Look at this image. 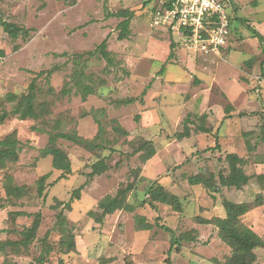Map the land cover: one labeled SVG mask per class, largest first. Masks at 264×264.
<instances>
[{
	"label": "rangeland",
	"instance_id": "1",
	"mask_svg": "<svg viewBox=\"0 0 264 264\" xmlns=\"http://www.w3.org/2000/svg\"><path fill=\"white\" fill-rule=\"evenodd\" d=\"M166 1L108 0L110 12L134 11L129 39L119 40L124 18L107 17L105 0H0V20L28 30L13 38L0 26V99L26 93L36 80L37 102L48 103L51 113L43 120L9 117L0 124V139L15 132L22 143L18 162L0 170V198L6 204L0 209V242L22 241L29 227L36 232L28 248L0 249V264H39L45 245L52 250L43 264H126V256L134 264H224L231 247L217 227L200 220L225 216L228 202L256 203L242 221L264 239V179L256 177L264 174V0L226 1L233 15L230 35L210 63L169 27L155 23ZM106 38L112 65L97 51ZM227 56L236 69L227 65ZM228 76L236 82H225ZM85 85L93 93L83 99ZM130 98L135 100L123 103ZM228 104L231 116L225 120ZM201 124L210 132L199 130ZM59 130H76L87 139L98 134L106 148L88 150L58 140L73 172L57 180L60 171L41 151L50 133ZM143 139L158 148L146 162L133 154ZM229 152L243 158L242 167L251 176L248 184L217 193L188 183L189 176L201 172L217 178L220 171L227 174ZM102 157L108 169L89 178L92 164ZM46 173L50 177L40 195L38 179ZM7 175L26 187L23 198H8ZM151 180L164 186L163 202H150ZM82 185L71 210L56 208L57 199L66 203ZM106 195L129 203L133 211L118 210L96 221L90 211L100 214L98 203ZM60 211L68 219L66 232L75 237V250L64 243ZM135 215L144 216L152 228L138 230ZM189 232L195 241L180 239L172 246L174 237ZM254 259V264H264V247L254 252Z\"/></svg>",
	"mask_w": 264,
	"mask_h": 264
},
{
	"label": "trees",
	"instance_id": "2",
	"mask_svg": "<svg viewBox=\"0 0 264 264\" xmlns=\"http://www.w3.org/2000/svg\"><path fill=\"white\" fill-rule=\"evenodd\" d=\"M60 1H69V0H60ZM108 0H105L104 10L106 11L107 17H123L124 19L120 22L119 27L121 31L118 35L119 40H126L130 37V23L132 17L134 16V11L131 9L125 8L117 13L110 12L106 3ZM171 0H167L164 6H169ZM230 12V11H229ZM230 20L233 19V15L229 13ZM0 26L3 27L5 32H7L11 37L17 38L21 33L28 35V30L18 27L14 23L7 22L4 20H0ZM108 39H104L103 42L98 46L97 51L100 52L102 57L107 60L108 65L113 64V58L111 56V52L107 49ZM175 44L172 43V47L174 48ZM173 56V51L170 54V58ZM164 70V67L161 69ZM39 74H43L40 72ZM52 74L50 70L47 74L49 77ZM77 83L79 79V75L77 76ZM54 88H51V91ZM146 89L142 92V95L146 94ZM93 93V88L85 85L82 89V98L86 99L88 95ZM135 100V98L126 99L123 101L125 104H130ZM8 104H13L11 109L7 108ZM230 108L228 105L225 108L226 116L230 117ZM51 115L50 109L48 108V103L46 102H37V83L36 80H33L28 88L26 93H22L20 95L16 93H8L4 99H0V124L4 123L9 117H17L20 120H43L45 118H49ZM206 118V115H204ZM136 119H140V115L136 116ZM100 130L102 128V124L100 121L96 120ZM35 129L37 127H34ZM117 131H121L122 134L128 135V132L121 127L116 128ZM199 130L202 132L208 133L210 129L204 124L200 125ZM60 139L68 140L76 145L82 146L88 150H103L106 147L102 145V143L98 142V134L92 138L87 139L78 134L76 130H72L69 132L59 130L54 133H50L48 145L42 149V157H51L53 169L56 171H60V175L57 180L68 179V177L72 174V162L68 155V153L58 146L57 142ZM220 148L219 144L215 146V148ZM158 148L155 146V143L152 140L143 139V141L139 144L138 147L134 148L133 154H140L142 162H146L151 159L156 153ZM22 151V143L17 137L15 132H12L5 137L0 139V170H3L7 167L8 164L16 163L19 160L20 152ZM226 160L229 163L228 173L225 174L223 172H218V178L214 173H198L195 175H191L187 178L188 183L190 185H198L202 184L207 189L212 190L213 192H220L222 187H236L241 188L243 185L249 183L251 176L246 174L242 167L243 158L240 157L236 153L229 152L226 154ZM108 169V165L106 160L102 157L98 158L92 164V170L88 174L89 178H92L96 175H100L104 173ZM50 177V173H46L42 175L38 179V192L40 195L44 194L46 180ZM257 178L264 179V174H257ZM216 178L218 182L216 181ZM151 186L149 188V192L151 193V201H164L165 200V189L164 186L156 180H151ZM84 188V185L75 189L72 193V196L69 201L64 203L61 200L57 199L56 208L59 205L71 210L72 202L74 200L81 198V191ZM6 193L8 198L14 197L21 199L26 194V187L14 184L13 177L11 175H7L6 182ZM8 200V199H7ZM253 203H236V202H228L225 204V216L224 217H213V218H202L200 222L202 224H210L214 225L218 229V236L221 240H223L229 247L232 249V254L227 258L226 263L224 264H254V252L264 247V239L253 230L252 227L248 226L242 221V217L247 214L254 206ZM99 208L102 210L100 214H96L93 211H90L92 217L95 218L96 221L102 222L104 217L107 215H111L118 210L125 211H133V207L126 202H123L117 197L106 195L103 197L99 203ZM176 209H179V203L176 205ZM6 204L4 199L0 198V209L5 208ZM39 215V214H38ZM37 215V216H38ZM58 225L64 231L66 239L64 241L65 245L70 250H75V237L72 232H66L68 219L64 215L63 212H59L57 214ZM136 228L138 230H150L152 228V224L148 223L144 216L135 215L134 217ZM167 231L170 230L168 227H164ZM196 232V231H195ZM24 239L22 241H1L0 249H6L8 245L16 246L22 245L24 248H28V246L34 241L36 238V232L31 227L27 228L23 231ZM49 232L46 234L44 238V244L46 243V239L49 236ZM180 239L187 241H195L197 239L196 235H192V233H184L181 235L178 240L174 237L172 240V246H178ZM52 250L50 246H44L40 255L37 257L36 262L39 264H43L47 261V257ZM170 249V254H171ZM126 264H134L132 258L130 256L125 257ZM167 264H170L169 261Z\"/></svg>",
	"mask_w": 264,
	"mask_h": 264
},
{
	"label": "built area",
	"instance_id": "3",
	"mask_svg": "<svg viewBox=\"0 0 264 264\" xmlns=\"http://www.w3.org/2000/svg\"><path fill=\"white\" fill-rule=\"evenodd\" d=\"M227 0H171L156 13L184 46L200 54H219L230 35Z\"/></svg>",
	"mask_w": 264,
	"mask_h": 264
},
{
	"label": "crops",
	"instance_id": "4",
	"mask_svg": "<svg viewBox=\"0 0 264 264\" xmlns=\"http://www.w3.org/2000/svg\"><path fill=\"white\" fill-rule=\"evenodd\" d=\"M196 53V52H195ZM197 54H199L200 56H203V59L205 60V61H207V60H210V61H208L207 63H210L211 61H214V60H211V59H209L210 57H213V56H215V54H200V53H197ZM225 58H227V59H225L226 61H227V65H229V66H232V70L233 69H236V65H233L232 63H230V58H229V56H227V57H225ZM263 70H262V72H264V65L261 67ZM231 77L230 76H228V77H226V78H223L224 80H225V82H228L227 80H229V81H233V82H236L235 80H233V79H230ZM239 82V81H238ZM242 83H245V82H242ZM220 84H221V86L223 87V90L225 89V86H223V83L222 82H220ZM246 84V83H245ZM226 90V89H225ZM245 91H246V89H245ZM147 93V92H146ZM227 94V93H226ZM146 95V94H145ZM144 96V95H143ZM229 96V95H228ZM141 101H142V99H141ZM228 105H230L231 107H232V105L231 104H228ZM227 105V106H228ZM226 112V111H225ZM231 115V114H230ZM226 116V115H225ZM225 118V117H224ZM226 119H229L228 117L227 118H225V120ZM209 129H211L210 127H209ZM223 130L224 129H222V131L220 132V135H218V137L219 136H221L222 134H223ZM220 131V130H219ZM233 153V152H232ZM217 217H224V216H217Z\"/></svg>",
	"mask_w": 264,
	"mask_h": 264
}]
</instances>
